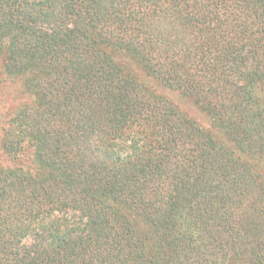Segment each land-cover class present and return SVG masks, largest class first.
I'll return each instance as SVG.
<instances>
[{"label": "trees", "instance_id": "1", "mask_svg": "<svg viewBox=\"0 0 264 264\" xmlns=\"http://www.w3.org/2000/svg\"><path fill=\"white\" fill-rule=\"evenodd\" d=\"M9 87L0 264H264V0H0Z\"/></svg>", "mask_w": 264, "mask_h": 264}, {"label": "rangeland", "instance_id": "2", "mask_svg": "<svg viewBox=\"0 0 264 264\" xmlns=\"http://www.w3.org/2000/svg\"><path fill=\"white\" fill-rule=\"evenodd\" d=\"M119 60L127 63V65L129 66L128 68L131 69L132 73L135 75V77L138 79V81H145L146 83L148 82V84H150L152 86H157V84L155 82H153L152 81L153 79H151L150 77L147 80L148 76L144 72L142 67L139 66V64H137L136 62L130 61L128 59V57H125V58L119 57ZM16 87H18V85ZM8 89H9L8 91H7V89L6 90L2 89L1 96H0V97L3 96L2 97V105L4 104L3 106L6 107L7 117L10 115L12 108H14L15 100H17L20 97V95L18 94L17 88L9 87ZM157 92L160 95L164 96L165 98H167V99L169 98V100L171 102H173V104H175L179 108L181 113L185 114L190 119L195 120L202 128L208 129L209 132H211L217 138V140H220L219 136H218L219 132L212 127L207 116L204 113H202L189 98H184V97L182 98V97H180V95L177 92L171 91L165 87H160L159 85L157 88ZM3 93H4V95H2ZM6 114H5V116H6ZM28 153H30V150L26 151V154H28ZM8 159L9 158H7V156L5 154L2 155V153L0 152V163L1 164L8 165V163H9ZM22 162L24 165H26V164L28 166L30 165V159L28 160V158H24ZM12 163L17 164V162H15V161H12ZM256 166H258V168L260 169L259 171L261 173H264V163L258 162L256 164Z\"/></svg>", "mask_w": 264, "mask_h": 264}]
</instances>
